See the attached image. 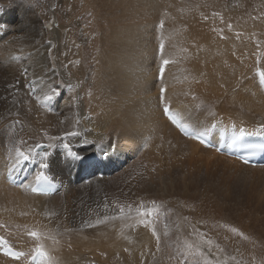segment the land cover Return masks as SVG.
Instances as JSON below:
<instances>
[{
    "label": "bare ground",
    "instance_id": "1",
    "mask_svg": "<svg viewBox=\"0 0 264 264\" xmlns=\"http://www.w3.org/2000/svg\"><path fill=\"white\" fill-rule=\"evenodd\" d=\"M0 3V174L19 164L22 142L51 144L44 171L62 182L38 196L0 179L12 246L31 252L38 230L55 264H211L248 243L264 264V167L183 137L162 111L165 101L198 131L264 123V0H64L65 26L44 15L45 0L36 15L27 0ZM97 164L103 175L78 178ZM180 215L214 231L211 257ZM7 263L22 261L0 255Z\"/></svg>",
    "mask_w": 264,
    "mask_h": 264
},
{
    "label": "rangeland",
    "instance_id": "2",
    "mask_svg": "<svg viewBox=\"0 0 264 264\" xmlns=\"http://www.w3.org/2000/svg\"><path fill=\"white\" fill-rule=\"evenodd\" d=\"M27 1L30 4V8L32 9L30 15H36V11L38 8L37 4L39 0H27ZM45 2L46 5H45L44 15H46L47 18L49 17V19H51L52 16V18L57 19L56 21L58 23L62 22L63 26H65L66 20L69 16V5L64 4V0H45ZM1 4L2 3H0V7ZM77 8H79V6ZM60 12H62L64 15H57L58 13L60 14ZM78 14L79 12L76 13V15ZM45 42L46 44H48L47 41ZM157 210L160 211V208H158ZM176 219L179 225L182 224L181 222L184 223L185 230L182 229L180 230L182 231L181 233L183 235L186 234L187 241L189 243L195 244V246L199 249V251L202 254L204 255L206 254L207 256L211 257V253H214V251L216 250V247L214 246V237H213L214 231L210 230L209 228H206L207 225L205 224V221L202 222V220H198V223H192V218L187 215L184 216L180 215ZM154 220L156 221L157 219ZM172 220L175 221L174 219ZM162 225L165 228L166 222L163 221ZM199 225L203 228H200ZM222 235H224V233H222ZM207 240L209 241V243ZM246 245H244L245 248L244 246L241 247L234 246L233 248L231 247L223 255L214 254V258L210 260L211 264H263V260L260 257H255L252 255L253 248L251 247V245L250 244H248L247 246ZM247 250L250 253H248ZM207 259L208 258H206V260Z\"/></svg>",
    "mask_w": 264,
    "mask_h": 264
},
{
    "label": "snow or ice",
    "instance_id": "3",
    "mask_svg": "<svg viewBox=\"0 0 264 264\" xmlns=\"http://www.w3.org/2000/svg\"><path fill=\"white\" fill-rule=\"evenodd\" d=\"M228 27L231 28V25H229ZM161 48H163V45H161ZM168 63H169L168 60H163V64L161 65V68H160L161 74L164 72V65H167ZM257 74L260 77V86H264V71L258 70ZM52 91L54 92V89H52ZM160 91L161 93H164L165 89L161 88ZM163 112L165 115H169V109L167 107L163 109ZM256 131L259 134L264 135V123L259 124ZM244 132L245 130L241 128L240 134H244ZM66 135H77V133H67ZM200 135L202 136L204 135V133H200ZM45 136L47 137V133H45ZM47 138L50 140L61 139L58 137H47ZM22 143L25 145V147H17L15 150L16 151V163H22L23 161L31 160L37 155H41L45 157V159L40 162L39 167L42 171H40L38 175L36 176V181L37 182L46 181L50 184L51 178L47 176L43 170L49 167V162L47 160V157L49 154L47 152V149L50 147H53V145L43 144V143H35L32 145H28V142L26 141ZM249 147L255 148L256 146L250 145ZM63 148L65 150L66 156L71 158L73 161H81L83 159L77 152L72 151V149L70 148L68 144H64ZM245 163H247V161H245ZM122 211H123V208L121 207V212ZM140 215L145 216V217H150L151 211L143 210V206H142ZM105 219H107V217H105ZM97 223H99V221H97ZM0 227H4V225L0 224ZM231 231L233 233H236L237 229L232 228ZM153 234L155 235V233ZM27 235L35 241V246L31 249V257H30L31 264H53L52 258L49 256V253L45 250V247L43 243L41 242L42 233L39 232L38 230H32V231H29ZM0 250L4 251L6 255L16 258V259H19L20 257H24L28 255L25 252L13 250L12 246L8 243V241L3 236H0Z\"/></svg>",
    "mask_w": 264,
    "mask_h": 264
}]
</instances>
